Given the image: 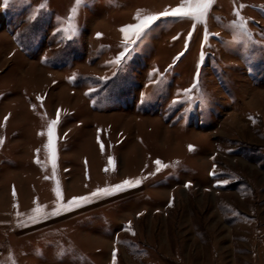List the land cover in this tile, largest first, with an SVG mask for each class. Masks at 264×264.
Segmentation results:
<instances>
[{
	"label": "rangeland",
	"instance_id": "1",
	"mask_svg": "<svg viewBox=\"0 0 264 264\" xmlns=\"http://www.w3.org/2000/svg\"><path fill=\"white\" fill-rule=\"evenodd\" d=\"M202 3L0 0V264H264V0Z\"/></svg>",
	"mask_w": 264,
	"mask_h": 264
},
{
	"label": "snow or ice",
	"instance_id": "2",
	"mask_svg": "<svg viewBox=\"0 0 264 264\" xmlns=\"http://www.w3.org/2000/svg\"><path fill=\"white\" fill-rule=\"evenodd\" d=\"M8 0H5V3H7ZM208 3H211V0H208ZM208 3H202V4H196L194 7L196 9L197 12H199L201 15L203 14V10L204 9H207L208 7ZM189 6H192L191 5V0H189ZM172 15V16H187L189 13L184 11V9L181 7V8H176L175 10H173L171 13L165 11L164 13H162V15ZM157 19L156 16H148L146 17L144 20L141 21L140 24L136 25L135 26V34L137 37H139L142 33V31L144 29H147L149 27V25L155 21ZM132 30V26H127L125 28L122 29V31L126 34L129 33V31ZM57 123V121H52V124L55 125ZM49 147H52V129L50 128L49 129ZM55 167V165H54ZM129 182L125 181V184H128ZM138 183V182H137ZM122 188V185H119V186H116L115 189H112L111 191H120ZM110 192V190L108 189H104V190H101L100 192H97V193H93L92 195L93 196H96V195H100V194H103V195H108ZM83 199H87V198H83ZM71 205L73 207L76 206V200L74 199L72 202H70ZM67 210V209H65ZM37 211H40L39 209H37ZM55 214H58V213H52V215H55Z\"/></svg>",
	"mask_w": 264,
	"mask_h": 264
},
{
	"label": "crops",
	"instance_id": "3",
	"mask_svg": "<svg viewBox=\"0 0 264 264\" xmlns=\"http://www.w3.org/2000/svg\"><path fill=\"white\" fill-rule=\"evenodd\" d=\"M59 167L55 168L54 169V172H53V182H54V188L56 189V192H60V189H61V175L59 174ZM18 179H15V178H12L11 181L9 182V185H8V192H7V196L9 197V204L8 206L4 207V212H3V215L4 216H8V218L12 217L13 215L12 214H18V213H22L26 210H28V208H20V206L22 205L21 203V197H26L28 196L27 193H25V187H20V185H18ZM17 185L19 186L18 188L21 190V189H24V190H21L23 193H22V196H18V189L16 191V187ZM46 191V190H45ZM35 193H33L32 195V200H31V204H43L41 203L42 201H35L33 199V196H34ZM51 201H54V199H52ZM52 203H55V202H52Z\"/></svg>",
	"mask_w": 264,
	"mask_h": 264
}]
</instances>
